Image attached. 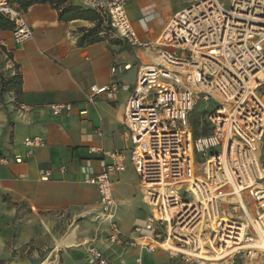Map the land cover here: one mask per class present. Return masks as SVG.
<instances>
[{
	"label": "built area",
	"instance_id": "2783aa9c",
	"mask_svg": "<svg viewBox=\"0 0 264 264\" xmlns=\"http://www.w3.org/2000/svg\"><path fill=\"white\" fill-rule=\"evenodd\" d=\"M74 1L102 15L126 45L154 52L127 102L131 148H91L81 166L84 183L98 191L106 243L162 250L185 264L264 262V0H187L154 47L141 42L125 0ZM10 2L0 0V13L14 23L18 48L33 39V30ZM111 89L115 85L92 87L89 103ZM212 101L216 108L206 118ZM203 104L195 138L192 115ZM49 108L54 116L73 109ZM24 145L30 158L43 140L29 137ZM128 160L149 208L145 219L133 222L130 237L121 232L114 197V177ZM51 177L40 171V180ZM86 254L92 264H111L100 249Z\"/></svg>",
	"mask_w": 264,
	"mask_h": 264
},
{
	"label": "crops",
	"instance_id": "0c3cea01",
	"mask_svg": "<svg viewBox=\"0 0 264 264\" xmlns=\"http://www.w3.org/2000/svg\"><path fill=\"white\" fill-rule=\"evenodd\" d=\"M56 1L87 11V18L65 13L66 20L61 21L60 12L50 4H36L23 12L33 39L17 48L12 31H0V75L8 78L18 73L23 81L19 100L14 92L0 95V159L10 161L0 164V264H32L31 259L39 261L47 250L49 254L37 264H60L59 256L63 264H87L82 250L91 240L92 221L100 206L98 191L84 183L81 166L91 148L107 152L131 148L125 125L127 102L140 68L154 54L116 38L96 11L74 0ZM125 2L141 42L153 47L171 16L189 4L187 0ZM96 26L100 41L79 46V30ZM112 85L115 89L89 103L92 87ZM53 104H69L73 109L54 116L49 108ZM20 106L30 110L21 111ZM29 137L42 138L43 146L27 158L24 141ZM16 156L24 162L15 163ZM41 170L51 171L52 177L40 180ZM114 197L121 232L130 237L133 222L145 219L149 208L129 160L126 171L114 177ZM106 238L98 249L111 264H136L137 260L140 264H185L162 250L150 253L126 244L111 246Z\"/></svg>",
	"mask_w": 264,
	"mask_h": 264
},
{
	"label": "trees",
	"instance_id": "16d2710c",
	"mask_svg": "<svg viewBox=\"0 0 264 264\" xmlns=\"http://www.w3.org/2000/svg\"><path fill=\"white\" fill-rule=\"evenodd\" d=\"M65 1H56V0H11V5L14 6L17 10L24 12L27 11L30 7L36 5V4H50L53 8H55L57 11L60 12V20L65 21L64 14L65 13H75L76 17H79V19H86L87 11L76 8V7H64L62 6V3ZM63 7V8H62ZM14 30V23L6 16L0 13V31L6 32V31H13ZM99 27L96 26L93 29H80L79 30V40L78 44L79 46H83L85 44H92L100 41V38L98 36ZM11 57L10 55L8 56ZM0 81H1V89H0V95L3 96L6 93L14 92L16 99L19 100L20 96L22 95V77L20 74H15L11 77H4L0 75ZM192 127L194 130V136L195 138L200 136L199 132V126L197 119H192ZM206 132L204 131V134Z\"/></svg>",
	"mask_w": 264,
	"mask_h": 264
},
{
	"label": "rangeland",
	"instance_id": "374dc122",
	"mask_svg": "<svg viewBox=\"0 0 264 264\" xmlns=\"http://www.w3.org/2000/svg\"><path fill=\"white\" fill-rule=\"evenodd\" d=\"M263 92H264V89H263ZM205 108H206V104H203L202 106H200L197 109V111L193 113L192 119L199 118L202 115ZM215 108H216V104L212 101L210 103V106L208 107V114H206L205 117L208 118L209 114H211ZM92 224L94 226H92V230H91V240L86 245V247L82 250V253L84 254L87 264H92L90 263V259L88 258L86 254L87 250L91 248L98 249L99 247H101L102 245L101 243L105 242V237L107 235V224L102 219L99 218V215L96 220L92 221ZM134 249H138V248H134ZM49 251L50 250H47L46 252H43L42 255H39V258H38L39 261L43 260L49 254ZM59 259H60V264H63L64 262L61 256H59ZM27 263L30 264L29 262Z\"/></svg>",
	"mask_w": 264,
	"mask_h": 264
},
{
	"label": "water",
	"instance_id": "95a60500",
	"mask_svg": "<svg viewBox=\"0 0 264 264\" xmlns=\"http://www.w3.org/2000/svg\"><path fill=\"white\" fill-rule=\"evenodd\" d=\"M32 264H37L39 261L36 259H31Z\"/></svg>",
	"mask_w": 264,
	"mask_h": 264
}]
</instances>
